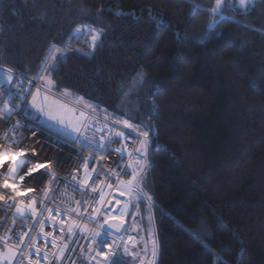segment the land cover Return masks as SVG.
<instances>
[{"label": "trees", "instance_id": "1", "mask_svg": "<svg viewBox=\"0 0 264 264\" xmlns=\"http://www.w3.org/2000/svg\"><path fill=\"white\" fill-rule=\"evenodd\" d=\"M214 3L0 0V63L27 76L76 25L103 29L91 56L64 55L53 91L152 129L154 264H264V0L225 6L212 30Z\"/></svg>", "mask_w": 264, "mask_h": 264}, {"label": "snow or ice", "instance_id": "2", "mask_svg": "<svg viewBox=\"0 0 264 264\" xmlns=\"http://www.w3.org/2000/svg\"><path fill=\"white\" fill-rule=\"evenodd\" d=\"M254 0H215L214 6L207 10L213 17L210 24L208 25L209 29L214 30L219 23V20L215 17H220V19H225L223 16L224 7L227 6L230 9L243 10V13H247L249 5H252ZM198 6L193 8V12L190 15H194ZM83 29L85 35H78ZM87 33H91V40H87ZM104 36L103 29H97L88 24H78L75 26V29L69 33V41L63 45H57L53 43L49 46L48 51L45 53L43 60L41 61L39 67L37 68V74L32 77L31 80H28L22 74L21 76H15L11 69H4L0 67V119L5 122L9 120L12 115L18 114L23 118L17 120L10 128L5 132L4 140L6 144V149L3 153H0V168H3V171L0 172V175L3 176L2 186L4 191L0 192V200L4 201V208L13 209L12 213V226H10L3 235H0V243L3 244V249L0 250V261L3 264H13V261H17L18 257L23 254L24 248L28 246L29 241L32 242V247L35 249V253L39 256L40 248L36 247L35 241L38 239L36 236L30 235V230L35 227L36 223L40 224L41 233L40 235L44 237L47 242L51 234L44 233L43 228L45 227L46 222H41L37 220V216L43 215V208L46 207L45 202L50 199V193L59 185L60 179L57 176L56 165L59 163L57 160H49L47 162H33L25 161L20 159L16 160V157L13 156V166L5 168V162L10 155L11 149L20 142L15 133L24 131H33L40 132L42 135L46 132L48 136H55L57 140L66 139L74 142L76 145H79L81 149L87 148L90 153L106 154L109 153L111 145L120 141H124L121 147L116 148L115 152L123 154L126 151L128 145L127 141L131 140L133 143L138 145L132 151L128 152L130 162L124 165L123 168H120V162L117 163V168L120 169L112 170L111 176L117 177L120 184L126 185L127 193L132 196L135 195L137 198L142 194L140 190V185L143 183L145 169L149 166L147 163V157L149 153V145L151 141V132L152 129L145 130L143 127L130 122L128 119H114V123L122 125L123 129H130L135 133V137L126 136L122 130H116L114 128L110 129V132H114L115 137L119 138V141L114 140L112 136H101L99 143L95 139V134L93 136L87 135V129L89 127H94V125L89 124L84 120V112L81 111L79 117L76 116V110L74 108L67 106V101H61L60 96H56L53 92V89L57 88L53 81V76L55 70L59 63L64 62L66 57L64 53L71 49V42L75 39L77 42L87 43L91 50H95ZM78 52L81 49H77ZM81 54L87 55L86 52ZM49 60L52 61L49 64ZM35 81H41L40 85L37 86ZM8 87L5 88L4 86ZM27 85V87L25 86ZM15 87L16 91L11 90L12 87ZM35 87V92H32L31 89ZM44 93L41 95V93ZM31 95V101L28 100V96ZM72 95L69 91L65 90L61 93V96L68 97ZM155 94H153L154 96ZM77 102L85 103L87 107L93 108L94 106L87 104L82 101L80 98H76ZM30 105V107H29ZM35 110L36 113H39L41 116L45 117V121H40L37 117L33 116L32 111ZM151 112L155 111V105L150 106ZM107 119V117H106ZM76 123H73V121ZM44 124V127L40 125ZM81 128L84 131H81ZM97 131H103L102 129H96ZM71 133H76L77 135L72 136ZM142 137V139H140ZM20 156H23L24 153L21 151ZM133 157H135L133 161ZM91 162V157H86L83 161V167L85 169L84 176L82 179H77L75 176L71 178V181L65 182L64 187L71 188L73 191H77V185H79V191L81 194H84V190L88 187H91L93 193L97 192L96 180L92 179V172H95V169H92V172L88 171L89 165ZM34 163V167H29L26 172H22V168L25 164ZM48 164H52L53 167L49 168L47 173L40 172L41 169L47 168ZM131 169V177L123 179L121 177L127 176V170ZM36 172H40L39 176L33 175ZM107 176L108 174L105 173ZM27 177H31L33 187H25L28 184L26 180ZM47 178V186L43 189L42 193H38L39 199L37 197H28L27 199H17V197H23L26 195V192H32L39 189V185L42 181ZM92 180V183L89 184V180ZM20 182L19 184L17 182ZM111 183L107 187L111 188ZM11 189L13 194H10L7 190ZM62 196H65V201H71L72 197L66 196L64 193H61ZM100 199L103 202V190H100ZM150 200L151 197H148ZM77 207L72 208L68 207L64 211L71 214L75 213L76 220H72L68 226V232L71 234L74 230H78L81 233H87L91 231L89 236V244L86 246L89 253L95 252V256L89 255V260H94L96 257H100V260L96 261V264H121V261L118 258L117 249L120 245L116 244V240H123V237L117 236L116 234L122 231L124 226V220L120 219L118 223H111L109 220L110 213L101 212V209L93 208L95 215L88 216L87 219L81 224L79 221L81 219V211L83 201H75ZM41 205V209L38 210L36 205ZM48 219L53 220L55 217L59 216L63 219L64 213L60 211H55L54 208H48ZM84 212H87V209H83ZM124 212H127V205L125 206ZM101 215L104 216L103 222L98 219ZM34 222L30 225H26L29 228V231H16L14 225L19 221L22 225L24 221L28 218ZM6 217H0V220L5 219ZM112 220L116 218L111 217ZM151 219V218H150ZM90 223H95L98 227L95 229H89L88 225ZM103 225H107L108 229H115V232H110L104 229ZM63 234V229H61ZM151 237V233H149ZM112 236L113 241L109 243L108 237ZM27 238V239H26ZM153 256L157 252V244L153 239ZM52 246L56 247V241L53 240ZM65 248L67 245L64 246ZM108 249L109 251H104ZM63 252V249H60ZM123 252L125 255H133L135 253H130L127 246L123 247ZM31 253H29V264ZM59 259V257H56ZM222 264V262H221Z\"/></svg>", "mask_w": 264, "mask_h": 264}, {"label": "built area", "instance_id": "3", "mask_svg": "<svg viewBox=\"0 0 264 264\" xmlns=\"http://www.w3.org/2000/svg\"><path fill=\"white\" fill-rule=\"evenodd\" d=\"M75 28L72 29V31ZM78 35H85L83 29ZM87 40H91V33H87ZM69 37L64 42H68ZM63 43V44H64ZM51 43L50 45H52ZM56 44V43H55ZM61 44V45H63ZM59 45V44H57ZM71 49L64 53V55L68 53H83L86 52L87 55L91 56L94 51L91 50L87 43L77 42L75 39L71 42ZM81 49L80 52L77 49ZM84 55V54H82ZM49 64H51V60H49ZM0 67L4 69H11L15 76H21L22 73L19 71L12 69L2 63H0ZM36 73L33 75L35 76ZM28 80H31L33 76H27L22 74ZM36 85L39 86L41 81H35ZM27 87V85H25ZM5 88L8 86L5 85ZM13 92L16 91L15 87L11 88ZM32 92H35V87L31 89ZM54 92V91H53ZM44 94L43 92L41 95ZM28 100L31 101V95L28 96ZM68 107L74 108L76 110V116L79 117L80 112L83 111L85 116L84 120L89 124L94 125V127H89L87 129V135L93 136L95 134V139L97 143H99L101 136H112L114 140L119 141L118 137H115L114 132H110L111 128L116 130H122L126 136L135 137V133L132 132L130 129H123L122 125L116 124L111 120L101 117L100 115L92 112L91 110L77 106L74 104L67 103ZM30 107V105H29ZM33 116L37 117L40 121H45V117L41 116L39 113H36L35 110H32ZM23 117L18 114H13L12 117L7 120L6 122L0 119V153H3L6 149V144L4 140L5 132L8 128H10L17 120L22 119ZM74 123L76 121L74 120ZM44 127V124L40 125ZM96 129H102L103 131H97ZM83 132L84 129L81 128ZM72 136L77 135L76 133H71ZM15 136L20 141L15 148L11 149L10 155L5 162L4 167H12L13 166V159L12 157L15 156L16 160L19 161L23 159L25 161H33V162H47L49 160H57L59 163L55 166L57 176L60 179L59 185L50 193V199L45 202L46 207L43 208V215L37 216V220L41 222H46L45 227L43 228L44 233L51 234L47 240L45 241L44 237L40 235L41 228L40 224L36 223L35 227L30 230L31 236H36L38 239L35 241L36 247L40 248L39 256L36 255L35 249L32 247V242L29 241L28 246L24 248L23 254L18 257L17 261H13V264H29V253H31L30 261L31 264H96L97 260H100V257H96L94 260H89V255L95 256V252L89 253L87 249V245L89 244V236L91 235V231L87 233H81L78 230H74L73 233L68 232L69 223L72 220H76L75 213H67L64 210L68 207L76 208L77 205L75 201L80 200L83 201L82 211H81V219L80 223L87 219L88 216L95 215L93 212V208L101 209V212H108L110 213L109 220H112L111 217H115L116 223L119 222L120 219L124 220L123 231L120 234H116L117 236L123 237L125 228L127 226V221L130 216L132 207V201L129 198H125L124 191L127 190L126 185H122L119 182L117 177L111 176L112 170L119 171L120 169L117 168V163H120V168H123L124 165L130 162L128 152L132 151L136 145L131 140L127 141V149L123 152V154L115 152L116 148L121 147L124 141H120L117 143H113L111 145V149L109 153L106 154H98V153H90L87 148L81 149L79 145H76L74 142L62 139L57 140L55 136H48L45 132L43 135L40 132H33V131H24L23 133L17 132ZM140 139H142L140 137ZM23 151L24 155L20 156L19 153ZM91 157V162L88 168L89 172H92V169H95V172H92V179L96 180L97 185V192L93 193L91 191V187H88L84 190V194L82 195L79 191V185H77V191H73L71 188L64 187L65 182L71 181V178L75 176L78 180L82 179L84 176V167L83 161L86 157ZM135 157H133L134 161ZM35 164H25L22 168V172H26L29 167H34ZM53 167L52 164H48L47 168L41 169L40 172L47 173L49 168ZM3 171V168H0V172ZM131 169L127 170V176L121 177L123 179H127L131 177ZM40 172H36L33 175L39 176ZM105 173L108 175L106 176ZM26 180L28 184L25 187H33L31 177L26 176ZM3 176L0 175V185H2ZM20 183L19 181L17 182ZM92 183V180H89V184ZM111 183V188L107 187V185ZM47 186V178L42 181L39 185V189L34 190L32 192H26V195L23 197H17V199H27L28 197H37L40 198L38 193H42L43 189ZM103 190V202L100 199V190ZM140 190H142V194L138 198L139 204H151L152 198L149 200L148 195L140 185ZM4 189L0 186V192H3ZM10 194L12 193L11 189L7 190ZM61 193H64L66 196L72 197L71 201L66 202L65 196H62ZM4 201L0 200V217H6L5 219L0 220V235H3L4 232L12 226V213L13 209L4 208ZM130 209L127 212H124L125 206ZM118 206V209L115 211V208ZM37 209H41V205H36ZM48 208H54L55 211H60L64 213L63 219L59 216L55 217L53 220L48 219ZM86 208L87 212H84L83 209ZM98 219L103 222L104 216L101 215ZM34 223L31 218L29 217L27 220L24 221L22 225L19 221L14 225L16 231H29V228L26 225H30ZM89 229H95L98 226L95 223H90L88 225ZM104 229L110 232L106 225H103ZM63 229V234L61 232ZM27 239V238H26ZM53 240L56 241V247L52 246ZM109 243L113 241V237H108ZM116 244L120 245L117 249L118 257H130L131 255H125L123 252V247L127 246L129 252L131 253V248H134L137 244V239L133 235H127L123 237V240H116ZM67 245L65 248L64 246ZM147 245V243H146ZM3 244L0 243V250L3 249ZM63 249V252L60 251ZM145 254L140 258V260L135 264H154L155 256L152 260L149 261V253L148 247L145 248ZM104 251H109L108 249H104ZM56 257H59L57 259Z\"/></svg>", "mask_w": 264, "mask_h": 264}, {"label": "rangeland", "instance_id": "4", "mask_svg": "<svg viewBox=\"0 0 264 264\" xmlns=\"http://www.w3.org/2000/svg\"><path fill=\"white\" fill-rule=\"evenodd\" d=\"M255 1L256 0H254V2ZM252 5H249V6H252ZM54 94L56 96H60L62 102L67 101V103H69V104H74V105L85 107V108L91 110L90 108L82 105L81 102H77L76 97H74L73 95H70L68 97H63V96H61V94H56V93H54ZM91 111L94 112L93 109ZM96 111L101 112V110H99V109H96ZM45 120H46V118H45ZM73 123H74V121H73ZM124 194L126 196L125 198H129L132 201L133 210H131L130 216L128 218L127 226L125 228L123 237L130 235V234L136 237L137 244L134 248H131V253H133V251L136 249L139 252V256H140V254L143 253V252H140V250L138 249V245L140 243L139 241L141 240V242L143 243V246H145V248H146V246L148 247L149 261H150L154 257L153 256V242L152 241H153V239H155V236H156L155 220H154L152 205L149 203L140 205L138 202V198L135 195L130 196L127 193V190L124 191ZM127 210L130 211V209H128V208H127ZM149 233H151V237H150ZM146 243H147V245H146ZM142 256H140V257H142ZM0 264H3V262L0 261Z\"/></svg>", "mask_w": 264, "mask_h": 264}, {"label": "water", "instance_id": "5", "mask_svg": "<svg viewBox=\"0 0 264 264\" xmlns=\"http://www.w3.org/2000/svg\"><path fill=\"white\" fill-rule=\"evenodd\" d=\"M117 209H118V206L115 208V211H116ZM110 222L116 224V221H115V220H110ZM106 227H107V225H106ZM109 230L115 232V229H109ZM122 231H123V228H122ZM122 231H121V232H122ZM121 232H120V233H121ZM120 233H118V234H120Z\"/></svg>", "mask_w": 264, "mask_h": 264}, {"label": "crops", "instance_id": "6", "mask_svg": "<svg viewBox=\"0 0 264 264\" xmlns=\"http://www.w3.org/2000/svg\"><path fill=\"white\" fill-rule=\"evenodd\" d=\"M149 253V252H148Z\"/></svg>", "mask_w": 264, "mask_h": 264}]
</instances>
